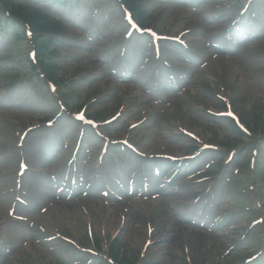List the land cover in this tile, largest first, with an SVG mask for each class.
Wrapping results in <instances>:
<instances>
[{
	"label": "rangeland",
	"instance_id": "obj_1",
	"mask_svg": "<svg viewBox=\"0 0 264 264\" xmlns=\"http://www.w3.org/2000/svg\"><path fill=\"white\" fill-rule=\"evenodd\" d=\"M197 1L195 4L199 6L200 0ZM143 2L149 9L148 15L152 20H149V23L158 27L161 32L179 34L189 31L184 38L199 56L209 55L205 49L206 45L221 25L216 20V13L227 11L230 5L228 3L225 6L217 1L215 9L209 5L197 6L178 11V13L177 9L162 10L167 5L164 0H143ZM212 3L214 5V1ZM89 4L90 6L86 8L88 12L94 6V1L92 0ZM54 13L58 15L57 12ZM69 17L68 12L66 18ZM95 31L94 35L98 30ZM70 36L74 39L64 40L56 46L60 73L67 75L65 79L82 74L84 77L79 78L71 86L60 84L61 95L65 89L73 108H79L83 102L99 97L98 103L89 110L91 113L99 110L105 112L106 116H110L119 112L121 116H126L123 122H139V127L128 134L131 135L132 140L139 143L143 150L158 151L166 148L182 153L187 152L188 148L182 147L181 144L190 145L193 142L181 136L180 130L184 128L195 131L200 138L208 142L216 141L233 145L234 139L230 137L228 127L214 121L207 111L224 109L223 102L230 103L238 113L244 107L251 109L254 103H258L261 109L264 108V43L254 50L248 49L232 55H218L216 59L207 61L206 67L190 72L192 75L187 80V90L183 96L172 100L169 108H158L155 104L146 101L142 87L134 84L119 85L114 78L105 74L106 71L101 70L99 62L88 59V55L81 48V35L78 31L68 30L67 38ZM28 47L30 44L27 46V44L12 45L10 43L6 49H0L2 54H7L3 58L5 59L3 63L16 69L10 70V77L3 82L4 85L0 86V172L6 170L14 173L19 158L25 154L31 167L28 175H32L33 171L43 170L36 175L41 185L44 182L47 183L44 178L47 177L45 174L49 173L52 163L45 161L47 165H44L43 157L40 155V150L43 148L40 145L48 142L54 133L56 137L60 131L67 129L68 124L60 126H63V130L57 127L44 132L46 129L44 122L49 113L57 110V101L54 96H49L42 87L33 82L34 77L28 69ZM96 53L104 54L105 49L98 47ZM115 64L109 65L108 68L110 70L116 68ZM19 68L23 69V73L16 76L19 79L15 78V81L19 80L27 85L12 86L10 91L6 90L10 84L9 79L13 78L12 76ZM173 87L174 85L167 90ZM145 110H147V120H144ZM252 112H262V110L252 109ZM252 119L253 124L262 123L256 116H252ZM29 127L32 129L29 130L23 152L18 147L19 134ZM112 132L110 131L114 134ZM67 151L59 160L56 158L58 161L53 166L58 164L60 169L67 167L71 149L68 148ZM81 168L79 167L78 170L82 174ZM83 170L85 173L80 176L77 184L80 189L90 185V189L96 192L94 189L102 187L99 173L98 175L97 172L88 174L87 172L92 170L87 167H83ZM58 176L61 175L58 174ZM4 181L7 183L0 184L1 192L9 190V184H12L10 177ZM0 182L3 180L0 179ZM25 185L28 193L35 192V186L29 178ZM9 195L12 196L10 193ZM74 198L73 200H55L50 197L45 199L43 206L47 208V212L43 215V220L51 229L61 234H71L82 241L86 239L89 228L102 239L116 235L114 237L119 241L117 249L121 248L124 252L128 250L132 255L141 251L144 240L150 238L151 244L145 248L144 252L147 259L158 264H185V258L192 261V264H226L225 261L239 263L238 256L227 260L220 259L226 244L233 241L232 234L222 235V233L178 224L174 212L167 210L162 200H128L116 203L109 197L101 196ZM6 210L7 207H0V242H3L1 235L4 233L9 234L10 240L14 242L18 240L16 239L18 235L7 220ZM149 227L153 229V232L148 235ZM0 264L60 263L47 241L37 243L32 238L25 241V246L21 243L17 250Z\"/></svg>",
	"mask_w": 264,
	"mask_h": 264
},
{
	"label": "trees",
	"instance_id": "obj_2",
	"mask_svg": "<svg viewBox=\"0 0 264 264\" xmlns=\"http://www.w3.org/2000/svg\"><path fill=\"white\" fill-rule=\"evenodd\" d=\"M7 5H9V7L17 13V6L15 4H13L12 1H10V3L7 2ZM136 9H138L137 6H135ZM20 14V13H18ZM26 19L29 20L31 22V24L35 27V28H41L42 24L40 22V18L39 15L37 13H32L30 15H26Z\"/></svg>",
	"mask_w": 264,
	"mask_h": 264
}]
</instances>
